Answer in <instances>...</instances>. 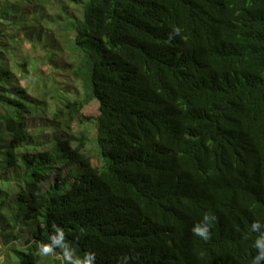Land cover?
Wrapping results in <instances>:
<instances>
[{"label":"trees","instance_id":"obj_1","mask_svg":"<svg viewBox=\"0 0 264 264\" xmlns=\"http://www.w3.org/2000/svg\"><path fill=\"white\" fill-rule=\"evenodd\" d=\"M39 110L83 129L32 154ZM256 221L264 0H0V264H253Z\"/></svg>","mask_w":264,"mask_h":264},{"label":"rangeland","instance_id":"obj_2","mask_svg":"<svg viewBox=\"0 0 264 264\" xmlns=\"http://www.w3.org/2000/svg\"><path fill=\"white\" fill-rule=\"evenodd\" d=\"M54 116L55 114L53 111L46 112L42 110L27 114V127L31 133V138L25 147L29 150L28 152L34 154L49 148L55 135L67 136L73 133L79 135L83 129V126L80 125L78 120H75L71 126H67L66 120H63V122H56ZM91 145L92 144L89 145L86 151L88 155L92 157L95 165L100 166L101 162L98 158V151L96 148L91 147ZM54 182L55 178H53L51 184L45 186L44 191H49ZM70 245L79 249L78 246L73 245V243Z\"/></svg>","mask_w":264,"mask_h":264},{"label":"clouds","instance_id":"obj_3","mask_svg":"<svg viewBox=\"0 0 264 264\" xmlns=\"http://www.w3.org/2000/svg\"><path fill=\"white\" fill-rule=\"evenodd\" d=\"M216 217L211 212L204 213L202 219L192 227V234L194 237H198L201 240L207 242L212 237V230L214 227ZM56 234L51 237V243L42 245L40 249L41 255L47 256L53 253V249L56 246H62L64 240L63 230L56 228ZM251 232L257 233L252 247L256 251V255L253 258V264H264V223L256 221L251 225ZM66 258L70 261V264H93L95 260L94 254L87 255L83 261L80 259L72 260L71 254L66 251ZM124 264H127V258H124Z\"/></svg>","mask_w":264,"mask_h":264}]
</instances>
